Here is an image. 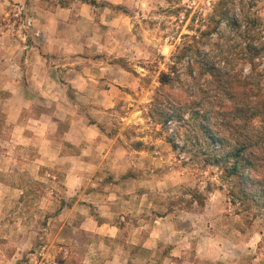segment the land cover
Segmentation results:
<instances>
[{"label": "rangeland", "instance_id": "374dc122", "mask_svg": "<svg viewBox=\"0 0 264 264\" xmlns=\"http://www.w3.org/2000/svg\"><path fill=\"white\" fill-rule=\"evenodd\" d=\"M88 1L0 7V264H264V216L231 203L183 128L148 116L160 71L218 0ZM251 3L264 41V0ZM221 28V42L241 57L239 35ZM234 65L248 72L241 59ZM70 69L92 76L72 81ZM90 150L110 151L108 165L88 174L94 185L67 192L84 172L74 161ZM109 192L115 207L105 209ZM85 217L107 221L115 237L86 231L95 225Z\"/></svg>", "mask_w": 264, "mask_h": 264}, {"label": "trees", "instance_id": "16d2710c", "mask_svg": "<svg viewBox=\"0 0 264 264\" xmlns=\"http://www.w3.org/2000/svg\"><path fill=\"white\" fill-rule=\"evenodd\" d=\"M251 4L218 0L194 34L184 35L159 73L148 116L162 127L171 121L183 128L202 167L219 171L231 203L264 216V66L259 68L264 41L255 30L257 18L246 10ZM222 23L239 35L241 57H233L221 42ZM239 59L248 63V72L234 67ZM192 197L204 206L201 194Z\"/></svg>", "mask_w": 264, "mask_h": 264}, {"label": "crops", "instance_id": "0c3cea01", "mask_svg": "<svg viewBox=\"0 0 264 264\" xmlns=\"http://www.w3.org/2000/svg\"><path fill=\"white\" fill-rule=\"evenodd\" d=\"M7 1L8 0H0V7L5 6ZM43 33H44V35H47L46 39L47 38H51L50 36H52L51 32H49V31L46 33L43 30ZM25 47H27V46H25ZM27 59H28V57H26L25 60H27ZM28 71H29V69H28ZM76 72L74 71V69H70L69 70V73L71 74L70 78H73L72 81H77L78 82L79 79L87 80L88 77L92 76L91 74H89V72H87V70L78 71V73H77L78 75H76ZM95 75L99 76L100 74L97 73ZM77 78H78V80H77ZM26 80H27V82L32 83L33 85H35L34 80H32V81H30L29 79H26ZM14 82H16V80ZM18 82L19 81H17V83ZM39 82L40 81H36V83H39ZM72 85H73V87H76L75 84H72ZM4 88L10 93H14V92H19L20 91V93H22L21 96L24 97L23 89H17V87L14 84L10 83V82L6 86H4ZM83 88H85V86L77 88V90L78 91H83ZM39 89H40L39 91H42V92L46 91L45 88L42 87V86ZM54 105L57 106L56 103H54ZM84 152L82 153V155L84 154ZM109 153H110V151H98V150L97 151H92V150H90V151H87L85 155H83V156L80 155V156H82V158L79 159L78 162L74 161L73 167L78 165L81 169L84 170V172L82 173V172H79V171H75L76 174L73 175L75 177H70L69 178V183L70 184H68V182L66 184V188H67V190H69L67 192L71 193V189H73L74 187H87L86 185L90 181L92 182V185H94L93 184L94 181L91 180L90 176L88 177V174H92L94 176V174H96L98 171H101V169H102V167L104 165H108V163L105 161V158H106V156ZM96 181L98 182V180H96ZM103 189H106V188H103ZM103 195L105 196V198H106V200L108 202L105 203L106 204L105 206L102 205L101 207H103L105 209L114 208L115 207L114 206V202H112L111 199L114 196H116V195L114 193H110V192L109 193H103ZM101 216H103V217H111V216H108L107 213H102ZM85 220L88 222L89 225H91V226H92V224L95 225L94 228H84V229H86V231H91L93 233L99 234V235L103 236V238L115 237V234H116L117 230H116V228L114 226H112L109 223H107V221H104L101 224H97L91 218L85 217L84 221ZM79 264H127V263L126 262L125 263H121V262H118L117 260H112V261H110V260H101V261H99V260H97V261H95V260H92V261L84 260V261L79 262Z\"/></svg>", "mask_w": 264, "mask_h": 264}, {"label": "built area", "instance_id": "2783aa9c", "mask_svg": "<svg viewBox=\"0 0 264 264\" xmlns=\"http://www.w3.org/2000/svg\"><path fill=\"white\" fill-rule=\"evenodd\" d=\"M22 10H23V7L17 5V6L15 7V9H14V16H15V17L20 16V14L22 13ZM27 24L29 25L30 23L27 22Z\"/></svg>", "mask_w": 264, "mask_h": 264}]
</instances>
